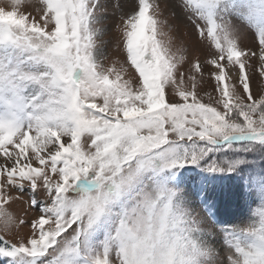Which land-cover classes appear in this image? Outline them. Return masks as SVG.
<instances>
[{
    "label": "snow or ice",
    "instance_id": "obj_1",
    "mask_svg": "<svg viewBox=\"0 0 264 264\" xmlns=\"http://www.w3.org/2000/svg\"><path fill=\"white\" fill-rule=\"evenodd\" d=\"M125 6H0V259L264 264V0H164L192 29L190 61L156 0ZM109 7L126 59L106 66ZM235 196H258V219L216 231L217 200ZM17 201L37 211L27 235Z\"/></svg>",
    "mask_w": 264,
    "mask_h": 264
},
{
    "label": "rangeland",
    "instance_id": "obj_2",
    "mask_svg": "<svg viewBox=\"0 0 264 264\" xmlns=\"http://www.w3.org/2000/svg\"><path fill=\"white\" fill-rule=\"evenodd\" d=\"M10 0H0V6H5L8 4ZM26 4H29L32 2V0H25ZM104 2V0H102ZM115 0H113V3ZM125 2V12L131 11L132 5L135 3V0H124ZM158 4L161 5V19L166 20V28L165 30L168 31L169 28L171 29V35L175 37V44H180L183 42L185 48L187 49V56L188 60L193 59V40L194 35L192 32V29L188 26L186 20L182 15L179 17L177 16V12L179 10L174 11L170 7H164V0H156ZM22 11H29L34 13L33 9L30 7H26L24 9H21ZM107 24L109 26V30L106 35L102 37L103 41L105 42V45L103 47L104 56L107 57V59L104 61L106 66H110L112 62L114 61H120L123 62L126 59V53L123 51L122 48V41L121 46L117 47V41L119 40V32L116 28V24L120 23V12H113V9L109 7L107 9ZM246 47H249L251 45L245 43ZM259 53L257 52V57L253 58V74H252V87L254 91H264V78H261L259 76L258 71H255V68L259 66V59H258ZM200 60L202 64H204L205 61V55L203 51L200 53ZM119 66V64H117ZM187 68L188 63L185 62V65L182 67V71H185V74L187 75ZM205 68V81L200 85L201 89V95L204 96L205 100L208 99L207 93H213L214 90V84L215 81L211 79L207 73L211 70V67L207 64H204ZM236 68L229 67L227 69L228 75L231 76L233 80H235L236 77ZM214 94V93H213ZM223 183L227 184L230 183V181L225 178L223 180ZM194 199L197 200V198L194 197ZM261 204L260 198L258 196L254 197H245L243 200L240 199L239 196L231 197V198H220L217 200L216 206L213 208V210H219L220 216L222 221H227L228 223H225L224 225H227L229 227H245L249 223H251L253 220L258 219L254 214L259 209V206ZM197 209L200 210V205L197 201ZM10 212H12L17 219H24L26 221V224L24 225H18L17 227L13 228V233H20L21 235H27L29 232V224L30 220L33 216L37 215V211L35 209H30L28 204H24L22 202H15L12 203L11 206L8 208ZM217 220V217H215ZM212 219L210 218L209 223L210 225ZM223 225H216V231H220L221 227ZM0 234H3L0 232ZM11 235V233L9 234ZM222 237V233H221ZM2 261V259H0Z\"/></svg>",
    "mask_w": 264,
    "mask_h": 264
},
{
    "label": "bare ground",
    "instance_id": "obj_3",
    "mask_svg": "<svg viewBox=\"0 0 264 264\" xmlns=\"http://www.w3.org/2000/svg\"><path fill=\"white\" fill-rule=\"evenodd\" d=\"M197 201H198V198H197ZM211 218V217H210Z\"/></svg>",
    "mask_w": 264,
    "mask_h": 264
}]
</instances>
